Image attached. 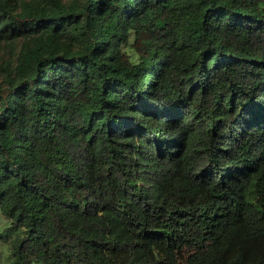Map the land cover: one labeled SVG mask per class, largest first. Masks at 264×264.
<instances>
[{"label": "trees", "instance_id": "obj_1", "mask_svg": "<svg viewBox=\"0 0 264 264\" xmlns=\"http://www.w3.org/2000/svg\"><path fill=\"white\" fill-rule=\"evenodd\" d=\"M0 70L15 264H264V0H0Z\"/></svg>", "mask_w": 264, "mask_h": 264}, {"label": "rangeland", "instance_id": "obj_2", "mask_svg": "<svg viewBox=\"0 0 264 264\" xmlns=\"http://www.w3.org/2000/svg\"><path fill=\"white\" fill-rule=\"evenodd\" d=\"M3 57L6 60H10V55L9 54H5L3 53ZM8 60V61H9ZM3 72L0 70V81H2L3 77ZM7 225V219L5 218V216L0 212V232H2L4 230V228ZM0 264H15L13 261V258L10 255V252L8 250V245L6 243V241L2 240L0 238Z\"/></svg>", "mask_w": 264, "mask_h": 264}]
</instances>
